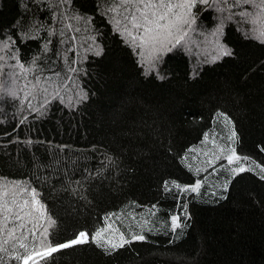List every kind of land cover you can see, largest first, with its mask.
<instances>
[{"label":"trees","instance_id":"16d2710c","mask_svg":"<svg viewBox=\"0 0 264 264\" xmlns=\"http://www.w3.org/2000/svg\"><path fill=\"white\" fill-rule=\"evenodd\" d=\"M112 6L105 0H0V44L9 43L33 69L26 79L10 77L14 61L0 52L6 61L0 64V181L37 187L57 219L54 241L81 230L91 234L105 217L128 239L146 236L111 255L89 243L40 264H264V180L255 166L264 167V43L245 35L249 25L226 21L221 43L232 55L198 63L207 47L196 34L213 32L227 15L203 10L190 33L195 46H177L149 72L116 31L107 11ZM74 14L89 23L69 19ZM36 76L55 81L62 97L46 110H36L43 100L38 87L35 107L24 99ZM10 85L16 97L8 94ZM73 85L87 99L78 100ZM218 111L232 125L218 120ZM233 126L237 152L254 162L253 170L234 178L212 175L204 153L213 151V137L227 145ZM196 167L208 171L197 175ZM205 177L199 194L173 187ZM227 180L226 191L216 187ZM173 215L181 218L175 231ZM38 224L47 227L43 219Z\"/></svg>","mask_w":264,"mask_h":264},{"label":"snow or ice","instance_id":"6c2138e0","mask_svg":"<svg viewBox=\"0 0 264 264\" xmlns=\"http://www.w3.org/2000/svg\"><path fill=\"white\" fill-rule=\"evenodd\" d=\"M105 2L113 5L107 11L113 13L111 21L115 24L116 31L134 50H138L137 54L141 64L149 72L155 69L157 63L166 53L171 52L177 46L189 43L190 33L195 31L194 25L197 24L200 12L203 10L214 8L217 12L227 13L219 18V23L211 33L215 38L214 54L211 55L213 62L232 55V50L221 43L226 21L235 19L237 24L249 25V30L245 35L264 43V0H105ZM59 3L67 5L71 3V0H59ZM63 17L64 13H61V21ZM69 19H74L78 23L81 21L85 24L89 23L87 17L80 15L74 14ZM72 27L71 24L66 25V28ZM76 30L79 31V29ZM61 34H63V30ZM45 49H47V45H45ZM0 52L6 53L8 58L14 61L10 65L13 71L7 73L10 77L26 79L27 75L33 71L19 59L16 54L17 50L10 48L9 43L0 44ZM101 54L102 49L97 45L95 55ZM37 60L38 58L33 59L32 64L35 65ZM0 64L6 65L4 55H0ZM73 71L75 70L73 69ZM3 74L4 68L0 67V76ZM35 80L36 83L25 92L24 96V99L28 100L29 107H35L31 100L35 98L33 93L37 87L43 95V100L40 108L36 109L37 111L46 110L48 104L53 100L62 99L59 89L55 87V81L51 78H48L45 83H41L39 76H36ZM28 83L32 84V81ZM25 87L27 88V85ZM49 88L53 89L51 93H49ZM8 94L12 97L17 96L15 89L9 90ZM76 96L78 100L87 99L86 94L82 92H77ZM216 116L226 126L232 125V120L224 112L218 111ZM225 139L228 142L227 145L217 144L216 138L213 137L211 140L213 151L204 153L207 158L205 163L208 167L213 168L211 174L217 175L223 171L234 178L240 173L252 171L254 162L250 161L248 156L242 157L237 152L238 137L234 126ZM204 142H209L207 133L204 136ZM192 159L195 160L196 157L194 156ZM221 159L225 160L227 164H219ZM255 166L261 173L260 178L264 180V167ZM191 167L189 165L190 169ZM202 171L207 172L208 168L196 167L195 169L197 175ZM206 179L207 177L197 179L193 184L183 187L173 182V187L182 193L199 194ZM229 183L230 180H227L216 187L226 191ZM215 194L213 193V195ZM184 211H187L186 205H184ZM0 218H2L0 219V254H10V259L19 261L21 264H40L41 260L46 261L55 253L89 243H94L111 255L114 251L133 241L146 240V236L143 234H132L131 239L126 238L119 228H114L112 223H107L110 217H105L106 224L91 234L81 230L71 239L54 241L51 236L52 229L57 225V219L48 213L37 187L26 182L0 181ZM40 219L45 221L47 227L38 224ZM180 219L179 215L171 217L173 231L181 227ZM9 221H11V226H9ZM10 243L11 249L9 248ZM17 249H23V252L19 253ZM0 264H7L2 256H0Z\"/></svg>","mask_w":264,"mask_h":264},{"label":"rangeland","instance_id":"374dc122","mask_svg":"<svg viewBox=\"0 0 264 264\" xmlns=\"http://www.w3.org/2000/svg\"><path fill=\"white\" fill-rule=\"evenodd\" d=\"M211 33H206V34H204V33L203 34L202 33H197L196 34L201 39L200 42L198 41V44H200V45L203 44L205 47H207V51L204 52V53H206L204 55L205 57L199 55L201 57L199 58V61H197L198 63H209L210 61H208V60H210L211 59V55L214 54L213 53V47H214V40H215V38L211 35ZM189 41L193 44L192 46H195L194 43L190 39H189ZM198 52H199V50H198ZM10 87H11V85L8 88V92H9V90H12L13 89L12 87L10 89ZM73 88H75V85H73V87H71V89H73ZM73 92H74V94L76 96V93H77L76 90L73 89Z\"/></svg>","mask_w":264,"mask_h":264}]
</instances>
